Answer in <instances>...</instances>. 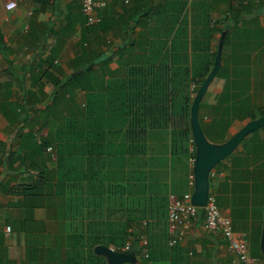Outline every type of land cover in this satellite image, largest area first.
<instances>
[{
    "label": "crops",
    "instance_id": "1",
    "mask_svg": "<svg viewBox=\"0 0 264 264\" xmlns=\"http://www.w3.org/2000/svg\"><path fill=\"white\" fill-rule=\"evenodd\" d=\"M6 1L0 0V264H80V259L69 263V258L78 247L88 253V235L121 228L130 233L131 220L147 209L151 214L143 221L159 224L142 228L146 231L142 234L151 236V259L138 249L137 264H231L233 252L222 235L204 230V218L199 217L178 246L169 245V194L193 192L195 186L190 179L192 162H187L192 167L189 189H183V162L176 165L172 180L169 133L154 130L152 140L149 132L139 141L144 145L136 142L132 148L130 142L127 148L125 127L131 115L116 114L113 108L119 103H109L111 92L103 116L98 108L92 116L86 111L87 89L117 88L128 78L130 66L158 56V42L168 39L163 28L171 26L175 31L182 24L175 18L169 21L174 14L166 6L183 0L111 2L98 9L100 21L93 25L86 21L81 0H18L13 9L6 7ZM184 15L191 69L197 58L210 59L223 39L220 73L206 91L199 114L209 139L216 142L214 137L225 135L229 139L255 119L252 106L264 110V0H188ZM85 67L86 81L67 83L54 103L56 82L69 80V75L72 79ZM225 89L230 98L219 99ZM56 105L63 107L53 112ZM73 118L77 125L85 124L86 135L88 122L98 129L101 119L102 126L114 130L101 141L88 139L77 126L75 142L64 141L66 158L76 152L74 161L64 163L61 176L56 134L66 133ZM229 121L244 125L230 135L224 129L215 133L218 127L222 130L220 123L225 127ZM117 122L123 123L119 129L125 127L116 133L112 123ZM42 141L53 147L55 158L40 146ZM89 147L94 154L89 155ZM132 149L139 151L146 169L134 179ZM152 153L169 156L170 166L163 161L149 168ZM149 169L158 174L152 184ZM88 184L91 194L84 189ZM261 184L264 188V126L249 133L210 175V191L219 206L232 216L235 228L250 237L256 233L253 203L263 197ZM251 252L259 254L256 242Z\"/></svg>",
    "mask_w": 264,
    "mask_h": 264
},
{
    "label": "trees",
    "instance_id": "2",
    "mask_svg": "<svg viewBox=\"0 0 264 264\" xmlns=\"http://www.w3.org/2000/svg\"><path fill=\"white\" fill-rule=\"evenodd\" d=\"M187 4L188 0L186 4H184L183 1L179 8H177L175 11H172L174 17L172 14H170L169 21H171L172 18H175L176 21L178 20V22L180 21V23H182V26L179 25L175 31V27H166L167 29L164 31V34L166 37H168V39L158 43L157 48H155L159 52L158 56L153 55L148 57L146 64L130 66L128 78L126 80L124 79L120 81V86L117 88L112 89V85H108V87L101 85V90L97 89V91H93V89H87L89 96L86 111L87 115L90 116L96 114L97 108L98 110L102 111L103 105L108 104L106 102V96L102 93L111 92V99L109 103H112L113 105L114 103H119L118 106H114L113 109H120L121 113L130 115L134 114V117L130 119V122L127 123V127L125 128V134H127L131 139L130 146L133 142H136L138 138L144 136L147 133L148 128L167 127L169 124L171 125L173 122H175L176 128L171 130V143L173 146V152L178 150L179 132L177 129L180 127L181 137L188 139L190 135L192 138L194 146V161L196 157V146L193 140L190 123L192 103L191 97L189 96V88L186 86H190V83L196 80L198 81V85L195 86V91H198L207 75L211 71L217 51L212 53L209 60L205 61L201 57L197 58L195 61L197 66L195 68L191 69L189 67L187 52V29L185 26H183L184 23H186V15L182 16L185 12ZM173 21L174 20H172V22ZM86 70H88V67H85L84 70L79 71L74 77H72V79L67 81H64L63 79L58 80L56 82L58 91L54 92L55 95L53 97V102H56L59 93L63 89L62 87L75 80V78L80 73H84ZM219 73L220 70L218 71L217 75ZM101 84L103 83L101 82ZM227 91L228 90L225 89L219 96V99L223 98V100H227L230 98V95ZM122 104H125V106H122ZM261 114H264V110L261 111ZM251 117L256 118L254 114ZM71 120L72 122L66 133H61L58 131L56 134V139L58 140L59 145V150L57 152V163L61 176L65 175L64 163L69 160L74 161L76 149L72 152H69L67 158L63 150L65 147L64 141L75 142L76 134L74 133L77 126L85 137H98V139L100 138L101 141L105 139V136L109 134L111 130H114L111 125L101 126L97 129L94 127V124H91L90 126V122H88L87 128L89 133L86 135L85 124L82 125V128L81 122L77 125V122H75L74 118ZM47 145L48 142L42 141L40 146L46 147ZM88 146H90V141L88 142ZM88 153L89 155L94 154L93 150H91V147H89ZM262 186L263 184H261L260 189L263 193V197L260 207H258V211H260V219L259 222H257L255 235L251 236V245L253 242H256L259 250V254L256 256L260 257L261 259H263V255L260 250V236L263 223L264 203V188H262ZM199 217L201 219L204 218L203 208L200 209ZM138 235L139 233H128V231L123 228L118 229L116 232H110L107 234L98 233L95 235H88L87 241L85 242V244L90 248L88 253L87 251H83L78 247L73 252L72 257L69 258V263H71L72 259L78 258L80 259V264H107V260L104 256L98 255L94 252V246L100 244L121 249L131 236L133 237L132 248L127 252L135 251L138 253Z\"/></svg>",
    "mask_w": 264,
    "mask_h": 264
},
{
    "label": "built area",
    "instance_id": "3",
    "mask_svg": "<svg viewBox=\"0 0 264 264\" xmlns=\"http://www.w3.org/2000/svg\"><path fill=\"white\" fill-rule=\"evenodd\" d=\"M132 0H81L82 11L89 25L96 24L100 21L98 9L107 6L111 2H118L123 5H129ZM18 6V0H7L6 7L13 9ZM195 85L193 84V87ZM47 150L52 151L55 158L56 153L52 146ZM191 183L194 184V174L190 176ZM201 207L195 205L192 201V192H186L183 195L169 194L168 203V230L169 245L178 246L185 240L194 229L199 219ZM204 220L203 228L207 232L219 233L225 239L229 249L233 252L234 257L231 264H260L261 258L251 252V237L245 230H238L234 226L233 218L229 213L223 211L219 206L217 197L213 192H209L207 204L203 207ZM147 224V222H144ZM133 232V230H130ZM133 237L131 236L121 249L111 247L117 251H129L132 248ZM149 239L146 234L138 235V248L143 255L150 260L148 249ZM149 264H152L149 261Z\"/></svg>",
    "mask_w": 264,
    "mask_h": 264
},
{
    "label": "water",
    "instance_id": "4",
    "mask_svg": "<svg viewBox=\"0 0 264 264\" xmlns=\"http://www.w3.org/2000/svg\"><path fill=\"white\" fill-rule=\"evenodd\" d=\"M223 39L218 45V50L213 68L198 89L191 105L190 123L192 136L196 146V157L193 163L194 190L192 201L195 205L203 208L207 204L210 192V175L215 166L233 153L244 138L251 132L264 126V115L248 121L237 133L224 142L218 143L210 140L200 122V103L208 90L211 82L217 75L221 66ZM71 78V76H69ZM260 249L264 259V203L263 223L260 236ZM95 253L105 256L107 264H137L136 252L113 250L106 245H97Z\"/></svg>",
    "mask_w": 264,
    "mask_h": 264
},
{
    "label": "rangeland",
    "instance_id": "5",
    "mask_svg": "<svg viewBox=\"0 0 264 264\" xmlns=\"http://www.w3.org/2000/svg\"><path fill=\"white\" fill-rule=\"evenodd\" d=\"M184 1V4H186V2H187V0H183ZM183 1H179V2H177V3H172L171 1H169V3H168V5L166 6L167 8H168V10H170L171 12L172 11H175L177 8H179L182 4L181 3H183ZM142 13V12H141ZM97 24V23H96ZM93 25V24H92ZM167 28L166 27H164L163 28V32L166 30ZM159 43V42H158ZM207 60H209V59H207ZM69 76H71V75H69ZM69 76H68V78H69ZM86 76H88V74L86 75L85 74V72L84 73H80L76 78H75V80H73V82H76V83H80V82H85L86 81V79H85V77ZM70 79V78H69ZM85 79V80H84ZM193 84L196 86V85H198V81H194V82H192V83H190V86H186L187 88H189V96L191 97V103L193 102V100H194V98H195V95H196V91H195V86L193 87ZM107 93L108 92H105L104 93V95L106 96L107 95ZM83 96V95H82ZM208 97H209V95H208ZM239 100H240V98H239ZM63 105V104H62ZM62 105H56V107L55 108H52V109H54V111L53 112H55L56 111V109H60L61 108V106ZM63 107V106H62ZM108 105H106V104H104L103 105V108H102V111H101V115L103 116L106 112H104L106 109L108 110ZM114 110H116V114H119L120 113V109L118 110V109H114ZM252 111H253V114L256 116V117H259V116H261L262 114H261V111L259 110V107H256V106H252ZM231 115V114H230ZM138 116V115H137ZM240 116V115H239ZM134 117V114H132L131 116H130V119L131 118H133ZM235 118V117H234ZM102 120V119H101ZM101 120H99V127L98 128H100L101 126H102V124H101ZM175 121V120H174ZM130 121H128L127 123H129ZM104 124V123H103ZM113 125H115L116 126V133L117 132H119V131H121V130H123V128L125 127L124 125L122 126V128L121 129H119V126L120 125H122L123 123H119V122H117V123H112ZM221 124V126H222V130L220 129V127H218V128H216L215 129V133H220L221 131H223V129L225 130V134H228V135H230L231 134V132L234 130L235 131V129H237V131L244 125V122L243 121H229L228 122V124L225 126L226 127V129H225V127H224V124L225 123H220ZM229 126H232V130H231V128H229ZM126 127H127V125H126ZM125 127V128H126ZM176 128V124H175V122H173L171 125L169 124L167 127H159V128H156V127H152V128H148L147 129V133H153L154 132V130H156V132L158 131V132H162V130L163 131H166L167 133H169V135H170V146H171V153H172V158L170 157V159H171V161L173 162V167H174V169H173V173H172V175H171V177H172V180L174 181V174L176 173V171H175V168H176V165L178 166V165H181V162H183V168L180 170V172H181V175H182V180H183V184H184V187L185 188H183V189H189V183H188V174H189V172L191 173V171H192V167H188L187 166V162L188 163H194V161H193V153H194V150H193V148H194V146H193V142H192V138H191V136L189 135V138L188 139H186V138H184V137H181L180 136V133H181V128L180 127H178V134H179V142H178V150L177 151H175V152H173V146H172V143H171V130L172 129H175ZM97 131V130H96ZM147 133H146V135H147ZM148 137H149V134H148ZM210 138V137H209ZM226 138V135L223 137V136H216V137H214V140H216V142H218V143H221V142H224L225 140H227V139H225ZM143 139H145V136H141L140 138H138L137 139V143L136 142H133L132 143V145L131 146H134L135 145V143H136V146H139V145H144V143L142 142V143H139V141L140 140H143ZM153 139V134L151 135V138H150V140H152ZM211 140V139H210ZM125 141H126V147L128 148V143H130L131 142V139L129 138V136L126 134V136H125ZM133 148V147H132ZM118 150H120V149H118ZM129 151V150H128ZM131 154H132V156H131V174L132 175H130V176H132V178L134 179V177L136 176V178H138L139 177V175H140V172L141 171H145L146 169H145V165L143 164V161L142 160H139V151H137V152H135L134 151V149H132V152H130ZM164 161V163H166V165H167V167H168V165L170 166V164H171V161L169 160V156H168V159H167V156H165V155H162V156H157V155H154L153 153L151 154V155H149V157H148V167L149 168H151L152 166H154L155 165V163H157V162H163ZM120 163V161H119V158H117V165ZM145 170H144V169ZM146 172V171H145ZM154 171L153 170H151V169H149V171L147 170V173H148V175H149V180H153V181H151V184H152V182H154V181H157V179H158V174H157V172H156V174L155 173H153ZM255 172H257V171H254V173ZM263 172V171H262ZM171 180V181H172ZM250 181V180H249ZM249 181L247 182V183H249ZM131 182H132V184L134 185V181L133 180H131ZM89 185V184H88ZM152 186V185H151ZM253 190H252V192H253V196H254V188H255V186H254V184H253ZM87 189V191H88V193L89 194H91L92 192H91V187H90V185L88 186V187H85L84 186V189ZM93 188V187H92ZM98 188V186L96 187V189ZM101 188H104V189H106V187H103V185L101 186ZM96 189H94V190H96ZM99 189H100V187H99ZM168 189V188H167ZM182 189V188H181ZM182 189V190H183ZM246 189V187H242V190H245ZM262 195V194H261ZM253 196H252V198H253ZM260 196V195H259ZM88 198L90 199L91 198V196L89 195L88 196ZM261 201H262V197L260 196V199H258V200H256V202H254L253 204L255 205V207H256V211H254V214H256L255 216H254V219H253V226L255 227V226H257V222H259V219H260V211H258V207H260V204H261ZM84 202H86V201H84ZM133 213H135V212H133ZM150 214H151V209H147V210H144L143 212H139L138 211V213H137V216H135V218H133L132 220H131V224H130V226H132V230H133V232L134 233H139V234H142V233H145L146 231H143V229L142 228H144L145 226H148V225H150V227H154L155 225H158L159 224V222L158 221H155V222H150L149 223V221L147 220H144L143 221V217H145V218H149L150 217ZM144 222H147V224L146 225H144ZM254 224H256V225H254ZM129 226V225H128ZM148 234V236H149V239H151V236L149 235V233H147ZM107 246V245H106ZM254 247H255V245H254ZM136 250V249H135ZM149 250H150V245H149ZM95 252V251H94ZM105 257V256H104ZM151 259V258H150Z\"/></svg>",
    "mask_w": 264,
    "mask_h": 264
}]
</instances>
